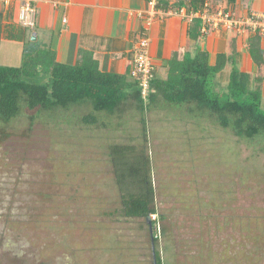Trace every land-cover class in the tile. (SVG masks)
<instances>
[{
  "label": "rangeland",
  "instance_id": "rangeland-1",
  "mask_svg": "<svg viewBox=\"0 0 264 264\" xmlns=\"http://www.w3.org/2000/svg\"><path fill=\"white\" fill-rule=\"evenodd\" d=\"M89 111H43L31 124L23 109L0 121V264H155L147 221L117 213L108 157L113 144L144 145L142 115L101 130L79 121ZM147 113L164 264H264V140L204 116L172 130Z\"/></svg>",
  "mask_w": 264,
  "mask_h": 264
},
{
  "label": "trees",
  "instance_id": "trees-1",
  "mask_svg": "<svg viewBox=\"0 0 264 264\" xmlns=\"http://www.w3.org/2000/svg\"><path fill=\"white\" fill-rule=\"evenodd\" d=\"M159 3L165 10L185 7L197 11L204 6L205 0H160ZM201 28L199 20L191 24V40L202 37ZM259 40L255 37L251 42V56L262 66L264 59ZM34 44L25 48L19 67L0 66V121L10 123L23 109L31 113L32 124L35 114L43 111L70 112L75 107H90L79 121L88 128L102 130L108 129L114 118L122 119L127 111H138L144 126V145L113 144L108 151L120 198L117 213L126 219L147 221L155 245V264H164L159 244L166 234L161 225L165 217L156 207L151 160L145 148V113L152 102L161 97L172 107L192 106V115L213 120L238 139L264 140L263 74L252 76L234 65L228 85L219 88L216 79L229 63V57L218 55L212 66L208 52L198 48L194 57L188 56L182 63L176 59L170 63L167 80H154L150 102L145 106L135 80L103 73L92 60L74 66L61 64L54 47L42 48Z\"/></svg>",
  "mask_w": 264,
  "mask_h": 264
},
{
  "label": "crops",
  "instance_id": "crops-1",
  "mask_svg": "<svg viewBox=\"0 0 264 264\" xmlns=\"http://www.w3.org/2000/svg\"><path fill=\"white\" fill-rule=\"evenodd\" d=\"M209 1L213 9L224 8L240 14L264 13V0ZM27 2H31L37 10L33 29L19 21L20 10ZM148 10V0H0V66L19 67L25 48L35 43L42 48L54 47L57 61L61 64L74 66L92 60L103 73L132 79L130 73L136 43L144 25L142 14ZM190 26L191 23L183 17L171 15L157 20L150 27V53L156 67L155 79L167 80L170 63L174 59L182 63L188 56L194 57L198 48L208 52L212 66L216 64L218 55L225 54L230 61L217 76V86L225 88L228 85L234 65L252 76L261 72L264 110V63L258 66L251 56V42L259 37L264 59V37L211 31L194 41L189 36ZM192 108L172 107L159 97L152 102L147 114H152L151 119H170L171 123H165L167 128L188 131L201 120L191 115ZM119 126L112 124L102 130H116Z\"/></svg>",
  "mask_w": 264,
  "mask_h": 264
},
{
  "label": "built area",
  "instance_id": "built-area-1",
  "mask_svg": "<svg viewBox=\"0 0 264 264\" xmlns=\"http://www.w3.org/2000/svg\"><path fill=\"white\" fill-rule=\"evenodd\" d=\"M160 0H148L149 10L142 14L144 25L136 43L133 67L130 77L136 81L140 89V96L145 106L150 102L152 83L156 77V67L150 53L151 39L149 37L150 27L157 20L167 16L178 15L189 23L195 20L201 22L202 36L208 35L211 31H229L237 35L257 34L264 37V13L249 12L246 14L237 13L234 10L219 8L213 9L209 0H205L201 10H188L185 7L178 10H165ZM37 10L31 2H27L20 10V23L30 29L36 25ZM154 220L156 216H153Z\"/></svg>",
  "mask_w": 264,
  "mask_h": 264
}]
</instances>
